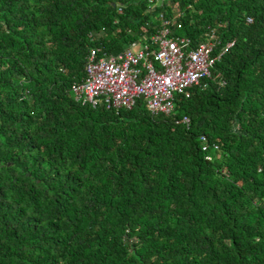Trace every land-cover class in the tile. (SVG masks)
I'll return each mask as SVG.
<instances>
[{
	"label": "trees",
	"instance_id": "1",
	"mask_svg": "<svg viewBox=\"0 0 264 264\" xmlns=\"http://www.w3.org/2000/svg\"><path fill=\"white\" fill-rule=\"evenodd\" d=\"M159 13L232 42L205 85L169 114L76 101L89 49ZM0 264H264V0H0Z\"/></svg>",
	"mask_w": 264,
	"mask_h": 264
},
{
	"label": "built area",
	"instance_id": "2",
	"mask_svg": "<svg viewBox=\"0 0 264 264\" xmlns=\"http://www.w3.org/2000/svg\"><path fill=\"white\" fill-rule=\"evenodd\" d=\"M157 1L147 0L150 6ZM158 17L160 24L153 33L115 54L98 55L97 49L90 48L84 78L72 86L74 99L92 107L130 108L141 97L149 113L169 114L176 96L188 97L192 86H204L211 66L232 42L216 52L210 30L192 45L187 37L170 36L169 21L162 19L161 13ZM182 121L188 120L184 116Z\"/></svg>",
	"mask_w": 264,
	"mask_h": 264
},
{
	"label": "water",
	"instance_id": "3",
	"mask_svg": "<svg viewBox=\"0 0 264 264\" xmlns=\"http://www.w3.org/2000/svg\"><path fill=\"white\" fill-rule=\"evenodd\" d=\"M159 4H160V0L157 1V5H159Z\"/></svg>",
	"mask_w": 264,
	"mask_h": 264
}]
</instances>
